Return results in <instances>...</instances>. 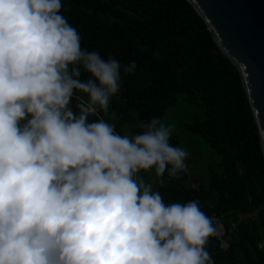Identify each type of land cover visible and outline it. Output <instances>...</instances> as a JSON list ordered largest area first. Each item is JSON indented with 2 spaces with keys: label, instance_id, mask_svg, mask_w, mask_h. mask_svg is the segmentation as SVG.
I'll use <instances>...</instances> for the list:
<instances>
[{
  "label": "clouds",
  "instance_id": "clouds-1",
  "mask_svg": "<svg viewBox=\"0 0 264 264\" xmlns=\"http://www.w3.org/2000/svg\"><path fill=\"white\" fill-rule=\"evenodd\" d=\"M62 7L0 0V264H214L213 218L154 190L187 170L175 124L153 117L122 135L89 121L109 116L137 64L83 49ZM153 170L151 183L140 175Z\"/></svg>",
  "mask_w": 264,
  "mask_h": 264
},
{
  "label": "trees",
  "instance_id": "trees-1",
  "mask_svg": "<svg viewBox=\"0 0 264 264\" xmlns=\"http://www.w3.org/2000/svg\"><path fill=\"white\" fill-rule=\"evenodd\" d=\"M61 14L77 29L81 47L121 65L135 61V73L121 72L109 116L116 131L133 135L141 122L163 118L180 98L192 120L185 128L204 140L220 161L206 165V185L189 186V174H164L154 185L165 203L198 200L209 217L222 216L232 229L230 248L207 247L214 264H264V156L258 129L235 65L217 47L203 18L187 0H61ZM82 80L89 73L81 69ZM79 94V93H78ZM83 95V94H79ZM85 98V97H84ZM76 100L72 101L74 111ZM116 119H111V113ZM170 143L179 147L172 136ZM199 158L203 154L194 151ZM140 175L151 183L154 170ZM234 225V228L232 227Z\"/></svg>",
  "mask_w": 264,
  "mask_h": 264
},
{
  "label": "water",
  "instance_id": "water-1",
  "mask_svg": "<svg viewBox=\"0 0 264 264\" xmlns=\"http://www.w3.org/2000/svg\"><path fill=\"white\" fill-rule=\"evenodd\" d=\"M238 69L264 156V0H187Z\"/></svg>",
  "mask_w": 264,
  "mask_h": 264
},
{
  "label": "rangeland",
  "instance_id": "rangeland-1",
  "mask_svg": "<svg viewBox=\"0 0 264 264\" xmlns=\"http://www.w3.org/2000/svg\"><path fill=\"white\" fill-rule=\"evenodd\" d=\"M85 99L87 97L85 96ZM190 115V107H188L180 98L178 101L166 112L163 119L166 123L175 124L176 129L173 136H176L180 141L179 147H183L190 153L186 160L187 170L190 178L188 185L191 187H198L207 183V178L204 176L203 168L211 164L212 167H216L220 161L218 155L210 153L207 143L202 140L198 135L193 134L191 131L185 128V124L192 120ZM127 135H133L129 130L125 132ZM194 151L203 154L199 158H195Z\"/></svg>",
  "mask_w": 264,
  "mask_h": 264
},
{
  "label": "built area",
  "instance_id": "built-area-1",
  "mask_svg": "<svg viewBox=\"0 0 264 264\" xmlns=\"http://www.w3.org/2000/svg\"><path fill=\"white\" fill-rule=\"evenodd\" d=\"M210 218H213L214 223L218 225L221 229V234L218 237H215L218 243L219 250L221 251L228 250L230 248V241H231L230 233L232 232V229L228 230L226 228L222 216H218L214 214ZM232 227L234 228V225H232Z\"/></svg>",
  "mask_w": 264,
  "mask_h": 264
}]
</instances>
